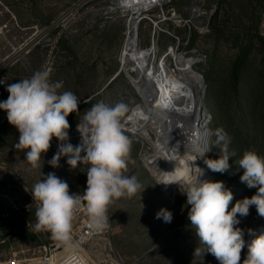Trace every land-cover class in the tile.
I'll use <instances>...</instances> for the list:
<instances>
[{
  "label": "rangeland",
  "instance_id": "374dc122",
  "mask_svg": "<svg viewBox=\"0 0 264 264\" xmlns=\"http://www.w3.org/2000/svg\"><path fill=\"white\" fill-rule=\"evenodd\" d=\"M119 2L0 0L4 100L9 95L7 84L30 78L36 71H47L49 82L57 86L58 92L71 91L80 100L79 113L68 117L70 132L76 130L84 112L100 101L110 106L126 104L128 112L123 121L143 100L139 90L120 72L126 24L134 15L119 9ZM156 5L142 16L139 46L149 48L159 31L156 59L175 48L187 60L196 62L194 70L204 78L206 88L203 105L210 133L209 150L200 156L199 168L204 170L201 179L224 182L233 193L230 210L237 200L257 191L241 182L243 170H238L233 161H238L245 150L264 156V0H165ZM169 61L175 66L173 57ZM255 82L260 89L256 93L258 102L252 104L245 98ZM246 114H254L256 122L245 123ZM149 115L158 117L157 113ZM218 128L228 134L229 150L236 153L230 160V171L224 174L212 172L204 164L205 158H218L220 148L215 145L214 134ZM126 135L131 140V151L123 174L136 176L141 188L131 197L109 205L110 233L94 240L85 249L86 257L94 264H213L216 258L199 243L188 219L190 206L180 184L184 182L172 184L165 193L145 163V157L153 154L150 142ZM18 137L17 129L9 123L0 130V165L4 169H0V183L5 184L2 200L7 201L3 196H8L15 206L37 208L30 192L42 174L49 172L65 180L71 193L85 190L86 161L71 169L61 157L59 167L53 168L48 161L58 149L54 138L40 160V168L33 169L25 159V151L15 147ZM162 208L172 213L171 223L156 218ZM239 219L237 227L244 230L246 241L252 239L249 229L255 233L264 227V217L257 214L255 206L250 207L248 216ZM28 223L31 227L25 229L35 239L21 242L2 237V252L13 246L16 251H25V258H33L39 256L31 251L33 248L55 242L50 233L36 230V217ZM245 251L246 247L242 255Z\"/></svg>",
  "mask_w": 264,
  "mask_h": 264
},
{
  "label": "clouds",
  "instance_id": "9594fccd",
  "mask_svg": "<svg viewBox=\"0 0 264 264\" xmlns=\"http://www.w3.org/2000/svg\"><path fill=\"white\" fill-rule=\"evenodd\" d=\"M6 90L9 95L0 101V110L7 113L9 124L17 129L19 137L15 147L25 151V159L33 169L40 168V160L54 138L60 143L48 161L53 168L59 167L61 157L67 158L71 169H76L82 160L89 165L83 193H71L69 184L55 172L42 174L43 178L33 185L30 194L37 202L36 230L46 231L53 240L68 244L74 214L82 205L86 206L89 226L94 231L107 229L109 205L119 198L131 197L141 188L136 176L123 174L131 151V140L122 124L128 106L123 102L114 106L103 101L94 104L77 124L80 143L74 146L69 142L68 117L79 113L80 100L76 94L58 92L57 86L49 82L47 71H36L30 78L7 84ZM214 134L220 152L217 159L205 158L204 164L212 172L224 174L230 171V160L236 153L230 152V137L223 129H216ZM233 163L238 170H243L241 182L256 188V193L237 200L229 210L233 201L231 190L223 181L201 179L204 170L197 167L198 175L190 174V179L180 183L187 197L186 204L190 206L188 219L199 243L206 246V252L219 264H264V234L255 235L249 229L252 239L246 241L244 230L237 227L239 217L248 216L251 206L264 217V156L245 150ZM171 183L175 181L157 184ZM156 218L171 223L173 215L162 208ZM245 247L247 254L242 260Z\"/></svg>",
  "mask_w": 264,
  "mask_h": 264
},
{
  "label": "bare ground",
  "instance_id": "6f19581e",
  "mask_svg": "<svg viewBox=\"0 0 264 264\" xmlns=\"http://www.w3.org/2000/svg\"><path fill=\"white\" fill-rule=\"evenodd\" d=\"M164 1L120 0L118 8L130 10L134 15L126 24L127 40L120 56V72L139 90L143 100L122 121L123 131L150 142L153 154L145 157V163L158 182L175 181L159 184L167 193L172 184L185 183L191 175L199 174L197 167L201 163L200 156L209 150L207 138L210 133L203 105L206 88L204 78L194 70L196 62L187 60L175 48L156 59V36L149 48L139 46L142 16ZM169 57H173L175 66L170 65ZM152 113H157L158 117L153 119L149 115ZM69 140L80 143L77 128L74 132L69 131ZM254 234H264V227ZM70 250L73 249L69 247L57 255L54 264L68 259L73 253L66 255Z\"/></svg>",
  "mask_w": 264,
  "mask_h": 264
},
{
  "label": "built area",
  "instance_id": "2783aa9c",
  "mask_svg": "<svg viewBox=\"0 0 264 264\" xmlns=\"http://www.w3.org/2000/svg\"><path fill=\"white\" fill-rule=\"evenodd\" d=\"M158 33H160V32L159 31L155 32L156 39H157ZM158 55L159 54H157V56ZM4 80H5V78L2 76V73L0 72V81H4ZM5 87H6V83H0V101L4 100ZM156 97L157 96H155V98ZM161 97H159V98H161ZM161 104L165 105L164 102H161ZM82 120H83V117H82L81 121ZM8 123L9 122L7 120V113L4 112L3 110H0V130L3 128L4 125H6ZM124 133L128 134L126 132V130L124 131ZM69 142L75 143V140L74 141L69 140ZM53 143L58 148V145L60 142L56 140V141H53ZM75 145H78V144L75 143ZM151 150H152V147H151ZM0 169L4 170L1 167V165H0ZM3 197L5 199H7L11 204H13V201L8 196H3ZM33 202H35V201H33ZM35 204L37 206V202H35ZM13 207L16 208V206L14 204H13ZM21 208H27V207H21ZM108 223H109V227L107 229H105L103 231H94L89 226L86 206L82 205L79 208V210H77L74 214V217L72 220V228L70 231V242L68 244H63V243H60L58 241H55L49 245L36 246L31 251H33V252L37 251L39 256L33 257V258H25L23 256L25 254V251H23V250L16 251L15 250L16 248L11 246L9 249H6L5 252H2L0 250V264H54L56 256L59 255L60 253L64 252L65 249H67L69 247H71L73 249V253L70 255V257L68 259H65L64 261H62L58 264H94L91 260H89L86 257L85 249L94 240L101 239L110 233L111 224H110L109 219H108ZM25 227L29 228V227H31V224L28 223L25 225ZM1 238H2V235L0 232V247L5 243V241H3ZM27 251H29V250H27ZM246 254H247V248H246L245 253L242 255V260L246 257ZM213 264H219V262L214 261Z\"/></svg>",
  "mask_w": 264,
  "mask_h": 264
},
{
  "label": "trees",
  "instance_id": "16d2710c",
  "mask_svg": "<svg viewBox=\"0 0 264 264\" xmlns=\"http://www.w3.org/2000/svg\"><path fill=\"white\" fill-rule=\"evenodd\" d=\"M264 41V39H262ZM253 89L250 94L246 95V98L250 103L256 104L258 101L256 100L257 92L260 89V86L257 82L253 84ZM260 112H258V117H260ZM245 123H255L256 118L253 114V116H250L246 114V117L244 119ZM5 186V184L0 183V194L2 192V188ZM1 199V198H0ZM7 200V199H6ZM17 208V209H16ZM16 208L13 207V204H11L8 200H0V232L2 234L3 238H6L8 240H14L18 239L21 242L26 240L35 239L34 235H32L27 229H25V225L28 224L29 221L35 219V211L34 208H21L16 206ZM27 214H33L29 216ZM38 239L37 235H35ZM73 250H70L69 252H66V255L70 254Z\"/></svg>",
  "mask_w": 264,
  "mask_h": 264
},
{
  "label": "crops",
  "instance_id": "0c3cea01",
  "mask_svg": "<svg viewBox=\"0 0 264 264\" xmlns=\"http://www.w3.org/2000/svg\"><path fill=\"white\" fill-rule=\"evenodd\" d=\"M121 52H122V51H121ZM80 106H81V105H80ZM80 106H79V107H80ZM55 150L57 151L58 149L55 148ZM62 160L64 161V165L66 166V163H67V162H66V157H62ZM34 207H35V206H34ZM35 209H36V208H35Z\"/></svg>",
  "mask_w": 264,
  "mask_h": 264
}]
</instances>
